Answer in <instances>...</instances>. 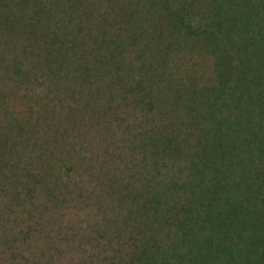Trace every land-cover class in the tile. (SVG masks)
Instances as JSON below:
<instances>
[{
	"label": "trees",
	"instance_id": "1",
	"mask_svg": "<svg viewBox=\"0 0 264 264\" xmlns=\"http://www.w3.org/2000/svg\"><path fill=\"white\" fill-rule=\"evenodd\" d=\"M0 264H264V0H0Z\"/></svg>",
	"mask_w": 264,
	"mask_h": 264
}]
</instances>
